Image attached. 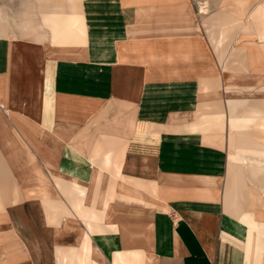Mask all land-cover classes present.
Instances as JSON below:
<instances>
[{"label":"crops","instance_id":"obj_1","mask_svg":"<svg viewBox=\"0 0 264 264\" xmlns=\"http://www.w3.org/2000/svg\"><path fill=\"white\" fill-rule=\"evenodd\" d=\"M224 1L0 9V264H264L258 3Z\"/></svg>","mask_w":264,"mask_h":264},{"label":"rangeland","instance_id":"obj_2","mask_svg":"<svg viewBox=\"0 0 264 264\" xmlns=\"http://www.w3.org/2000/svg\"><path fill=\"white\" fill-rule=\"evenodd\" d=\"M235 1V0H234ZM251 5L250 6H255V3L257 1L258 7L264 4V0H250ZM194 5H195V12L196 14L199 15L201 19L205 17L208 14L213 13L219 8V5H221V0H193ZM214 2V3H213ZM227 4H230L231 1L225 0L224 1ZM204 3V4H203ZM35 2L34 0H0V9L3 10V14L5 17V22L7 23V27H5V30L7 31L6 34L11 35L8 31H12L14 35L19 36V37H29L31 33H28L27 30L25 32H22L19 27H16V23L18 22V16L21 13V11L24 9L25 6L31 7L32 13H34L32 6H34ZM203 5V6H202ZM201 8V9H200ZM201 10V11H200ZM39 15L35 14L33 16V23L35 24L36 21H38ZM234 23V22H233ZM240 25V24H239ZM238 26L237 23L235 27ZM207 29V28H205ZM36 30V29H35ZM255 36V34L253 35ZM252 36V37H253ZM241 37V34H238V38H236L234 41L230 43L228 46L230 49L233 48H238L240 46H243V48H246L248 50L250 49H255L254 46H256V43L258 42L255 37H253L251 40H248L247 38ZM211 40V37H210ZM243 42V44H242ZM212 43V40H211ZM250 45L252 47L250 48ZM213 46V44H212ZM214 48V47H213ZM235 53V52H234ZM264 71V68H263ZM264 75H262L256 82L253 84H250V86L241 84L242 86L239 88H236L232 91L231 94H240L238 97H249L250 98H263L264 99V93L261 92V90L264 88ZM263 77V78H262ZM245 93V96H244ZM226 115V114H225ZM229 123V122H228ZM224 124L221 133L224 137L225 135L229 134L230 128L229 125ZM250 133L254 134V131H249ZM228 152V150H227Z\"/></svg>","mask_w":264,"mask_h":264},{"label":"bare ground","instance_id":"obj_3","mask_svg":"<svg viewBox=\"0 0 264 264\" xmlns=\"http://www.w3.org/2000/svg\"><path fill=\"white\" fill-rule=\"evenodd\" d=\"M204 4V3H203ZM203 6V5H202ZM201 9V8H200ZM201 11V10H200ZM257 18V28H260V32L255 33V36L253 35H247V39L251 40L253 37L256 38V40L258 41L256 43V46H254L256 52L259 55H263L264 56V4L259 6L256 10L252 11V13H250L248 15V18L251 19H256ZM247 18V17H246ZM243 19H245V17H242V21L239 20V22H237L238 24H242L243 23ZM242 22V23H241ZM237 24V25H238ZM249 25V23H248ZM253 36V37H252ZM252 47V45H250V48ZM264 59V58H263ZM264 172V171H263ZM264 176V175H263ZM264 203V202H263Z\"/></svg>","mask_w":264,"mask_h":264}]
</instances>
